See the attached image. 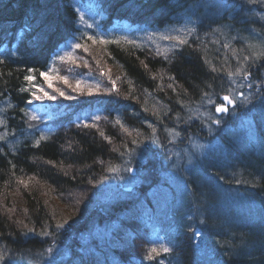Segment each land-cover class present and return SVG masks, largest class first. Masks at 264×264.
Returning a JSON list of instances; mask_svg holds the SVG:
<instances>
[{"label": "trees", "instance_id": "16d2710c", "mask_svg": "<svg viewBox=\"0 0 264 264\" xmlns=\"http://www.w3.org/2000/svg\"><path fill=\"white\" fill-rule=\"evenodd\" d=\"M87 1L94 3L105 28L125 21L154 30L183 26L191 30L188 43L151 50L129 35L122 37L127 43L88 39L52 74L49 64L65 56L62 50L79 30L74 5L0 0V249L15 264H25L39 251L48 252L55 239L63 240L57 255L96 242L120 248L100 264H169L168 258L176 264L186 263L195 253L189 241L201 237L204 264H264V116L257 113L264 102L244 113L253 126L244 134L233 133L229 125L221 134L205 136L202 120L183 111L204 106V93L216 96L223 86L217 78L225 81V70L237 65L251 73L250 91L258 95L256 85H264L263 11H255L249 0L220 5L212 0ZM47 71L53 89L72 99L47 87L40 75ZM25 75L35 76L34 83L55 100L20 92L21 86L30 87ZM59 76H67L72 87ZM76 80L82 95L72 90ZM32 99L56 104L52 117L30 121ZM33 123L44 127L39 136L31 133ZM142 156L161 157L150 168L159 173L154 182L133 189L132 196L124 192L99 203L96 189L103 180L121 170L129 173ZM174 162L184 171L182 179L170 169ZM161 244L171 251L156 260L145 258L148 249ZM82 258L72 256L66 264H81Z\"/></svg>", "mask_w": 264, "mask_h": 264}, {"label": "rangeland", "instance_id": "374dc122", "mask_svg": "<svg viewBox=\"0 0 264 264\" xmlns=\"http://www.w3.org/2000/svg\"><path fill=\"white\" fill-rule=\"evenodd\" d=\"M70 3H72L77 10L78 13V24H79V30L77 31L75 37H73L72 39H70L67 44L66 47L62 50V54L65 55V53H70L71 56H73V53L75 52V44L76 43H80L82 45V47H84L87 42L88 36H93L96 38V40H99L101 37L104 38V36L106 34H114V37H112V40H114L115 38L119 37V36H123V35H129V37H131L134 40H150V42H152L153 44H158V41L162 40L164 37L168 36V37H180L182 39H186L189 36V32L187 30H185V28L179 26V27H168V28H159L157 30H151L149 28L145 29V28H140V27H133L132 25H130L129 22H117L114 23L113 26L111 27H103V24H99L98 23V18L96 17V13L94 12V3L87 1V0H69ZM83 16L84 19L81 20L80 17ZM264 19V17H263ZM91 24L92 27L88 28L87 25ZM121 25V26H120ZM109 31V33L107 32V30ZM128 30H133L135 32H138L136 34L128 32ZM252 37V36H251ZM250 37V38H251ZM111 38H104L105 41L109 40ZM175 40V39H173ZM251 40V39H249ZM177 40H175L174 42L171 43L170 46H175ZM178 42V41H177ZM146 43V42H145ZM165 44H162V48H164ZM167 46V45H166ZM60 56H55V58L51 61V63L49 64L48 68H49V73H54L58 71V67L57 64L58 62H60L61 60L59 59ZM72 58V57H71ZM64 60H70L68 56H64ZM237 68H239V66L237 65L234 69V71L231 70V68H227L225 71V75H224V80H221L222 77L217 78V80L215 81L216 84L220 85L221 83L223 84L222 89L221 90H225L226 92H228L229 89H231V93H234L235 89L237 86L239 85H243L244 88V95L248 96V94L250 93V88L253 86V80H251L250 78L244 79L242 77V73L241 74H235ZM242 71L246 70V69H242L240 68ZM48 72V71H47ZM232 72L235 75L233 77H229L228 73ZM235 81V83H233L232 81ZM264 80V79H263ZM249 85H252L251 87H249ZM221 86V85H220ZM214 91V90H213ZM214 92H217L216 90ZM222 94V93H221ZM211 98L218 102L219 100V95H216L214 93L210 94ZM235 95H238V92H235ZM234 95V96H235ZM254 96L255 93L253 94ZM257 97V96H256ZM204 99V106H197V108H195V106H193L191 109V111L189 110H183L185 113H188L189 115L192 116V118L198 119V120H202L204 122V127L202 126V131H204L205 136H213L216 135L217 132H223L226 127H229V125H233L232 129H233V133H237V132H241V133H245L246 130H249L250 128H253L250 125V117L251 115L248 114L245 115L243 118H241L242 122H237L236 119L238 117H236V113H238L237 111H235V113L233 112V116L232 119L233 120H226L225 123H223L221 121V118L217 115L214 114V110L212 111V109H214L213 105H209L207 103V97H203ZM32 103L29 104L28 106V111L30 112L28 118L30 121L33 122L32 117H36V119H44V118H51L53 115V110L56 107V104H41L38 103L35 100H31ZM256 102L253 103H246L244 104L245 106H253L255 107V104L258 101L264 102V92L263 95H261L260 93H258V97L255 100ZM52 109V110H51ZM184 109H187L186 107H184ZM207 110H209V112H207ZM52 111V113H51ZM84 113L86 112V109L82 110ZM247 113H251L250 110L246 109L244 110ZM239 116V115H237ZM247 116V117H246ZM236 117V119H235ZM238 118V119H239ZM175 119V118H174ZM219 119L221 122L219 124L213 123L214 120ZM235 119V120H234ZM192 122V121H191ZM232 122V123H229ZM186 123H190V122H186ZM229 123V124H228ZM185 123L182 125L184 127ZM31 128V133H35L36 135L39 136L40 133H42V130L44 129V127L39 124V123H33L30 124ZM173 126V128H176V125H174V121L171 122V127ZM247 126V128L245 129V127ZM183 127H180L181 129ZM205 128V130H204ZM212 128V129H211ZM213 134V135H212ZM198 137L200 136L201 139H203L202 136V132L197 133ZM194 136V135H191ZM204 140V139H203ZM216 140V138L214 139ZM177 144V143H176ZM186 143H182L180 142V146L185 147ZM145 146V145H144ZM148 147V145H147ZM176 146H174L172 148H176ZM186 148H193L191 145H187ZM182 150V149H181ZM201 152H204V147L202 146L201 148ZM168 153V152H167ZM169 155V154H168ZM159 158H161L160 156H152L149 158H146L145 156H142L137 164V171L135 167L131 168V171L129 173H125L123 170H121V173L118 175L112 174L109 178H105L103 180L104 185L101 186V188H97L96 191L100 194V201H98L99 203L102 201L103 203H110L112 202L113 199H115L117 196H122L125 195L124 192H130L129 195L132 196V190L136 189L137 187L143 188L144 184L148 181H153L155 180L159 173L156 170H150V168H152L156 162H158ZM146 166V172L143 169V167ZM170 169L173 171H177L178 172V178L182 179L183 175H184V171L181 170L179 171V169H177V163H171L170 165ZM174 178L173 176L171 177V179ZM175 179V178H174ZM173 180V179H172ZM154 182V181H153ZM174 182V180H173ZM175 183V182H174ZM148 188L149 186L146 185ZM65 223V221H64ZM96 229L92 228L91 233H95ZM89 235V234H88ZM88 238V236H87ZM81 240V239H80ZM48 244V243H47ZM50 245V248L52 249L51 253L53 254H60L61 249L63 248V240L58 241L57 239H55L52 243L48 244V246ZM62 245V246H61ZM49 252V251H48ZM50 253V252H49ZM0 264H5V262H0ZM6 264H13L11 262L10 259H8L6 261Z\"/></svg>", "mask_w": 264, "mask_h": 264}, {"label": "snow or ice", "instance_id": "6c2138e0", "mask_svg": "<svg viewBox=\"0 0 264 264\" xmlns=\"http://www.w3.org/2000/svg\"><path fill=\"white\" fill-rule=\"evenodd\" d=\"M249 3H252V4H258V3H264V0H249ZM81 20L84 19L83 16L80 17ZM88 28H91L92 25L91 24H88L87 25ZM31 29V25H25L22 29H21V32H20V35L22 36L24 33L28 32L29 30ZM191 32V30H190ZM87 39L89 40H93L94 42H100V43H107V41H105L102 37L99 39V41H96V38L93 37V36H88ZM164 39H175L178 41V44L179 45H184V44H187L188 41L185 40V39H182L180 37H164ZM225 48L228 47L227 44L223 45ZM82 45L80 43H76L75 44V48L79 49L81 48ZM85 51H87V48L84 49ZM66 56L69 57V59H71V54L70 53H65ZM59 59L61 61L64 60V56H60ZM250 57L248 56H245L243 57V60L247 61L249 60ZM0 63H2V61H0ZM213 71H216L215 68L212 69ZM29 72H32L34 71V69H29L28 70ZM242 73V77L244 79H247L250 77V73L247 71V70H241L240 68H237L236 70V73L235 74H241ZM103 74V73H102ZM234 73L232 72H229L228 73V76L231 78L235 75ZM40 75L44 78V81L47 83V87L50 88V89H53V82L52 80L50 79L49 77V73L48 72H41ZM59 80H61L65 85H68L69 87H72V85L69 83V79L67 76H59L58 77ZM24 81L30 85V87H24V86H21L19 88V91L20 92H30L31 95L34 97V99L36 100H41L43 98H47L49 100H55V95H51L49 94L48 91L44 90L43 87L37 85L36 83H34L35 81V76L33 75H25L24 76ZM233 83H235V81L233 80L232 81ZM112 85H113V88H115V81H111ZM252 85H249V87H251ZM240 87H243V85H240ZM100 89V86L99 85H96V88H95V91L98 92ZM54 92L58 93L61 97H65L67 99H72L73 97L67 95L65 93V91L61 90L60 88H54L53 89ZM74 92H79L81 95L83 94V89L81 88V81L80 80H76V84H75V87L72 89ZM88 95H93V89L92 88H89L88 90ZM109 90L108 89H105V92H108ZM231 89L228 90V93L229 94H225L223 95L222 97H220V103H217L216 101H214L212 98H211V95L208 94V93H204L205 97H207V103L209 105H213L214 106V111L217 112V113H225V112H228L229 111V108L227 107V105H233V106H239L237 104V101H239L241 104L243 103H247L249 102V98L247 96L244 95V93L241 91L238 93V95H231ZM37 92H39L40 94H37ZM28 103H32L31 100L28 101ZM21 111H23V109H21ZM32 119H36V117H32ZM92 119L95 121V120H99L100 117L99 116H94L92 117ZM221 121L219 119H216L213 121V123H216V124H219ZM3 121L0 120V124H2ZM117 123H119V121H117ZM95 126V125H93ZM151 127V125H149ZM85 127H88V125H85ZM153 132L156 131L155 128L152 129ZM125 131H127V129H125ZM101 135L103 136L104 133H101ZM177 135H179V133H177ZM0 139H4V136L3 135H0ZM43 139V138H42ZM132 143H136L135 140L132 141ZM14 167V166H13ZM109 171H116L115 168H109L108 169ZM128 171H131V169H127ZM21 183H23V181H20ZM66 223V221H65ZM201 223H204L203 220H201ZM64 227V224H57L56 225V228H63ZM43 235H48L49 233L47 232H43L42 233ZM196 235H199V233H196ZM49 252L52 251L51 248L48 249ZM171 251V249L167 246H164L163 244L159 245V247H156V246H153L151 247L150 249H148V252H147V255H146V259L148 260H156V257L160 256L161 253H164V254H167ZM10 259V257H8L6 251H4L3 249H0V262H5L6 264V261ZM157 264H160L159 261H157Z\"/></svg>", "mask_w": 264, "mask_h": 264}, {"label": "bare ground", "instance_id": "6f19581e", "mask_svg": "<svg viewBox=\"0 0 264 264\" xmlns=\"http://www.w3.org/2000/svg\"><path fill=\"white\" fill-rule=\"evenodd\" d=\"M212 2L215 5H220V4H223V3L225 4L224 0H212ZM251 5H255L254 6L255 11L262 10L264 12V3H258V4H252L251 3ZM75 11L77 13V10H75ZM263 12L260 11V13L262 14V18L264 16ZM111 26H113V25H110L109 27H111ZM183 28H185V30H187L186 27H183ZM188 34H190V32ZM117 40H120L121 43H127L125 38H122V37H117ZM165 40L166 39L163 38L162 40L158 41V44H153L152 42H150V40H147L145 42H146V45H148V47H150L151 50L152 49H157L158 50V49L161 48L162 44L166 42ZM9 45H11V44L9 43L6 46L9 47ZM257 113L259 115H263L264 116V108L261 106V109L258 110ZM250 129L253 130V128H250ZM204 130H205V128H204ZM247 131L248 130H246V132ZM238 135L239 134H237L236 136H238ZM213 149H215V148H213ZM175 153L178 156L181 155V152L178 151L177 149H175ZM143 169H144V167H143ZM144 170H146V169H144ZM136 171H137V168H136ZM172 174H174V172H172ZM263 229H264V226H263ZM196 237H199V236L196 235ZM200 240H201V237L197 238V240H195V241L194 240L189 241L191 247L195 250V253L190 254L189 256H186V258L184 259L186 261V263L177 262L175 260L176 264H204L203 260H204V257L206 256L205 255L206 253H200V249H201L200 245L202 244ZM263 248L262 247L260 248V255H262V256H264V254H263L264 251L262 253ZM119 249L120 248L117 245L116 246L115 245L111 246V245H105L104 243L92 242V243L88 244L87 246L72 250L71 253L68 252V253H64V254H61V255H56V254H53L51 252L49 253V252H46V251H39L38 254L33 256V259L30 258V261L26 262L25 264H66L67 262L71 263V258H72V256H75V255H77V257L83 255L82 259L84 261H82L81 264H100L101 261L104 259V257L107 258V259H111V256L114 253V251H117ZM167 260H168L169 264H175V262L172 259L168 258ZM178 260H179V258H178ZM11 262L13 264L16 263L14 260H12Z\"/></svg>", "mask_w": 264, "mask_h": 264}]
</instances>
